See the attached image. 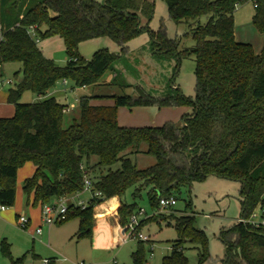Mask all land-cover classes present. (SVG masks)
<instances>
[{
	"label": "trees",
	"instance_id": "trees-1",
	"mask_svg": "<svg viewBox=\"0 0 264 264\" xmlns=\"http://www.w3.org/2000/svg\"><path fill=\"white\" fill-rule=\"evenodd\" d=\"M20 1L18 13L19 0H0V81L8 63L20 64L23 74L16 88L8 91L13 117L0 118V204L14 207L18 171L31 163L36 170L23 185L27 204L43 206L81 194L86 179L100 194L85 209L69 208L67 221H79L78 239L92 237L93 210L106 200L119 198V225L127 227L140 210L136 200L144 190L155 212L162 198L177 201L183 188L208 177L241 183V218L264 208V43L256 54L250 44L237 42L234 32V13L248 0H162L171 21L189 27L194 47L182 52L162 30H150L155 4L148 0ZM252 1V22L264 40V0ZM203 17L205 24L200 22ZM31 27L39 43L52 37L63 41L68 58L64 67L45 56L29 33ZM145 33L152 47L174 53L177 69L181 59L195 58L194 98L180 92L156 98L139 87L138 97H111L112 106L92 105L91 98L84 97L79 120L68 128H63L66 106L56 98L20 103L24 92L44 97L61 81H71L76 88L91 87L112 72L114 82L118 78L114 66L121 56L103 49L87 61L79 54L80 45L107 38L122 48ZM133 107L187 108L192 114L182 117L185 125L179 128L171 122L161 127L119 126L118 109ZM143 144L146 154L155 159L147 169H139L127 154ZM116 164L120 168L114 171ZM130 190L133 203L127 204ZM166 218L177 240L162 264H189L188 245L197 250V264H206L211 258L209 239L196 228V218L158 214L147 223ZM220 239L226 250L222 264H264V230L238 223L222 231ZM146 245L151 244L137 241L133 264H147ZM11 262L21 264V260Z\"/></svg>",
	"mask_w": 264,
	"mask_h": 264
},
{
	"label": "rangeland",
	"instance_id": "rangeland-1",
	"mask_svg": "<svg viewBox=\"0 0 264 264\" xmlns=\"http://www.w3.org/2000/svg\"><path fill=\"white\" fill-rule=\"evenodd\" d=\"M104 3V0H95ZM155 4L154 18L150 23V30L157 32L162 30L167 39L175 41L177 52L194 47V41L189 35V27L186 24H175L171 21L167 6L162 0H148ZM216 1V0H211ZM21 1L17 3L15 12L21 13ZM254 3L248 0L245 4L237 7L234 13V32L237 42L250 44L256 54H259L263 47V36L258 32L252 22L254 15ZM206 18L201 19V24L206 23ZM2 39V27L0 23V41ZM147 40V44L143 41ZM148 34H143L140 38L128 45L130 53H126L115 63L118 78L114 81L112 72H107L98 86L88 87L86 90L76 88L71 81L58 82L41 99L54 97L64 106H68L67 112L63 116V128H68L79 120V102L82 98L92 95L94 102H107L112 96L138 97L139 87L146 94L156 98H163L170 94L180 92L187 98H194L196 88L195 78V58H183L178 69L177 59L173 54H159L161 50L151 46ZM41 51L49 59H52L59 67H64L67 63L63 41L58 37L47 38L38 44ZM114 42L107 38L94 42L82 43L79 47V54L87 61L91 60L96 51L107 49L111 53L121 54ZM138 49L137 52L133 50ZM21 65L18 63H8L3 65V86L0 87V115L4 118H11L14 115V106L6 100L10 89H15L22 81L23 74ZM19 72V73H18ZM18 73V74H16ZM11 82V83H10ZM38 100V96L31 91L23 93L20 103L33 104ZM73 105V106H72ZM136 108V107H135ZM129 114L134 116L133 108H125ZM169 122L177 128L182 127L184 122L179 114L183 109L175 107L167 108ZM192 114V109H190ZM149 111H147L148 113ZM150 120V119H149ZM147 146L141 145L136 149L127 151L128 158L137 165L139 169H147L155 165V159L146 154ZM27 166H32L28 163ZM25 165L18 171L17 186H21L20 199H16L14 210L18 208L17 218L12 221L0 217V264H12L11 261L21 260V264H44L48 260L54 264H133L132 253L137 249V241L129 240L126 243H115L112 233L95 232L92 230L91 238L78 239L76 236L79 230V221L70 220L60 225L43 228L42 237L35 236L34 228L27 226L23 229L19 225V219L24 218L29 221L39 213L38 208L26 205V197L22 193V185L26 178ZM120 164L112 167L118 170ZM19 190V189H18ZM240 191L241 183L227 179L208 177L202 183H196L193 187H185L177 196V206L173 210H164L160 214L179 216L181 214L192 215L196 218V228L206 233L210 244L211 258L206 264H222L224 259L225 244L220 239V233L231 229L238 224L240 217ZM86 193V192H85ZM82 202H87L89 196L83 194L79 198ZM108 201V200H106ZM105 202V201H104ZM127 204H132V190L128 191L125 197ZM138 208L146 212L145 223L139 227V232L143 236L150 238V246L146 245V258L148 264H162L164 257L170 255L171 248L177 240V233L173 225L169 224V218L158 222L147 221L152 218L153 210L148 202L147 190L142 192L141 198L136 200ZM191 203V208L186 205ZM186 211V212H185ZM34 217H33V215ZM145 219V217H141ZM143 221V222H144ZM119 222V216H118ZM30 223V221H29ZM126 232V227H121ZM96 234V236H94ZM3 242L7 251L3 250ZM151 249L153 252L151 253ZM153 254V257H151ZM185 255L189 264H197V250L191 245L187 246Z\"/></svg>",
	"mask_w": 264,
	"mask_h": 264
},
{
	"label": "crops",
	"instance_id": "crops-1",
	"mask_svg": "<svg viewBox=\"0 0 264 264\" xmlns=\"http://www.w3.org/2000/svg\"><path fill=\"white\" fill-rule=\"evenodd\" d=\"M141 37V36H140ZM139 37V38H140ZM138 39V38H137ZM135 39V40H137ZM99 40V39H98ZM98 40H93L90 42H96ZM135 40L131 41L134 42ZM146 44H147V40L144 39L143 40ZM128 43L125 47H120L119 51L121 52V54H117V55H124L126 53H130L132 50L128 48V45L131 44ZM264 42V40H263ZM160 50V49H159ZM134 52H137L138 49L133 50ZM162 53H166V52H159V54ZM115 77V74H113ZM102 80V79H101ZM67 83L63 82V85L65 86ZM101 82H99L96 86L100 85ZM88 87L85 88H80V90H86ZM8 97V93L6 96V100ZM88 97L91 98H103V97H92V95H89ZM112 97V96H111ZM110 97V99H112ZM114 97V96H113ZM42 100L40 97H38V100ZM90 103L92 105H98V106H112L114 105V100H110L107 102H94V101H90ZM73 106V105H72ZM66 109H69V107L67 106ZM167 108H162V109H158L156 107H134L133 110L131 111H135L134 116H132L131 114H129L127 112V110L125 108H119L118 109V113H117V121L119 126L121 127H125V128H144V127H161L164 124L168 123L169 120V116L168 113L166 112ZM176 109H183L184 111H182V113L179 114L180 119L185 116V115H189L190 114V109L187 108H176ZM147 111H149L147 113ZM0 118H4L2 115H0ZM150 119V120H149ZM28 164V163H27ZM27 164H25V176L23 178H31L36 170L35 166L32 164V166H27ZM17 180H18V175H17ZM24 185V184H23ZM23 185H22V193H23ZM19 189V190H18ZM20 193H21V186L19 184V186H17V191H16V199H20ZM83 194H87L89 196V200L87 202H89L91 200V195L89 192H84L78 195H74V196H69V197H65L64 201L69 205V206H74L77 207L79 202H82L79 200L80 196H82ZM24 195V193H23ZM16 203V201H15ZM58 203V200H53L51 202V205H55ZM178 204V203H177ZM26 205H32V202ZM15 206V205H14ZM177 206V205H176ZM175 206V207H176ZM33 208H38L39 209V213L35 215L34 221H32V219H30V223L29 226L31 228H34V235L37 237H42L43 234V228L46 226H43L41 223V207L40 205L38 206H33ZM240 207V215H241V206ZM120 209V200L117 197H114L112 199H109L108 201H105L103 203H101L100 205L95 206L93 212H94V221H93V230L95 232H103L106 231L107 233H112L114 236L113 242L111 245L115 244V243H126L127 241H129L130 239L128 238V234L127 232H125L121 226L119 225L118 222V211ZM18 208L14 209V210H7L3 213L0 214V217H2L3 219H8L9 221H12L13 218H17V212ZM154 213V212H153ZM33 215V214H32ZM34 217V215H33ZM241 217H239L240 219ZM28 226V227H29ZM38 228L42 229V233L41 235H37L36 234V230ZM51 227H49L50 229ZM221 235V233H220ZM94 236H96V234H94ZM131 241V240H130ZM171 251V250H170ZM153 252V250L151 249V253ZM225 253V252H224ZM151 257H153V254H151ZM54 264V263H53ZM148 264V263H147Z\"/></svg>",
	"mask_w": 264,
	"mask_h": 264
},
{
	"label": "built area",
	"instance_id": "built-area-1",
	"mask_svg": "<svg viewBox=\"0 0 264 264\" xmlns=\"http://www.w3.org/2000/svg\"><path fill=\"white\" fill-rule=\"evenodd\" d=\"M32 38L36 40V43H39L38 39H36L35 29L31 27L29 30ZM11 83V82H10ZM3 86V82L0 81V87ZM68 109H65L67 112ZM89 192L91 195V200L89 202H79L78 206L81 209H85L91 205V202L96 198L100 197V194L97 192H93L92 184L89 180H85L83 192ZM177 205V201L174 198L165 199L162 198L160 200V210L155 211L152 216L158 215L161 211L170 210L171 208H175ZM70 206L64 201V198L58 200V203L55 205L45 204L41 207V223L43 226L52 227L54 225H60L67 221V216L69 213ZM8 208L2 204H0V214L7 211ZM141 217H145V219H141ZM148 219L146 216V212L143 209H140L139 212L130 217L128 225L126 227V232L128 234V238L134 241H142L149 242L150 238L147 236H143L141 232H139V227L141 222ZM239 224L249 225L252 228L264 230V208H259L252 212L246 218H240L238 220ZM19 225L23 229L27 228L29 225V221H26L24 218L19 219ZM42 229L38 228L36 230L37 235H41ZM44 264H49L48 260H44Z\"/></svg>",
	"mask_w": 264,
	"mask_h": 264
},
{
	"label": "water",
	"instance_id": "water-1",
	"mask_svg": "<svg viewBox=\"0 0 264 264\" xmlns=\"http://www.w3.org/2000/svg\"><path fill=\"white\" fill-rule=\"evenodd\" d=\"M185 125V123H183ZM226 251V250H225Z\"/></svg>",
	"mask_w": 264,
	"mask_h": 264
}]
</instances>
